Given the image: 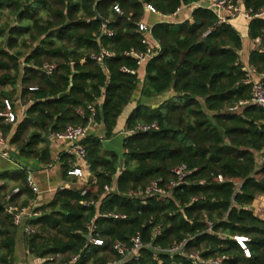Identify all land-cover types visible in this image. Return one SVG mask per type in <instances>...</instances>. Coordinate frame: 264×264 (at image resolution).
I'll return each mask as SVG.
<instances>
[{
	"label": "trees",
	"instance_id": "1",
	"mask_svg": "<svg viewBox=\"0 0 264 264\" xmlns=\"http://www.w3.org/2000/svg\"><path fill=\"white\" fill-rule=\"evenodd\" d=\"M201 2L0 0V111L5 100L16 113L20 105L26 108L15 126H3L11 146L24 158L50 164V136L70 124L88 126L89 105L96 110L93 123L104 129L103 137L89 132L81 141L88 179L58 188L35 208L40 215L20 225L6 206L30 207L35 193L27 169L0 174V264H17V236L27 225L34 231L25 232L26 249L42 264H208L165 251L181 242L187 253L206 251L204 259L264 264V219L252 207L264 196V107L251 102L241 33L232 19L220 23ZM243 5L253 15L249 37L259 39L248 64L264 82V16H255L264 0ZM95 6L107 25L96 18ZM186 6H193L191 19L170 18ZM148 14L158 17L151 35L139 30ZM145 38L159 48L139 65L131 52L145 51ZM103 49L112 55L100 64L92 56ZM47 64L55 65L51 73ZM71 81L70 94L59 98ZM124 118L128 128L153 122L159 128L124 137L120 154L104 141L118 133ZM60 163L68 178L76 158L65 153ZM180 164L191 173L174 186L172 169ZM154 180H161L166 194L145 193ZM90 233L103 244L87 239ZM138 233L145 246L122 257L115 243ZM235 236L250 238L249 257Z\"/></svg>",
	"mask_w": 264,
	"mask_h": 264
},
{
	"label": "built area",
	"instance_id": "2",
	"mask_svg": "<svg viewBox=\"0 0 264 264\" xmlns=\"http://www.w3.org/2000/svg\"><path fill=\"white\" fill-rule=\"evenodd\" d=\"M199 5H204L209 9L213 10L219 17V22H228L231 19H236L240 17H244L246 19H251L253 17L252 11L245 9L243 5V0H203V2L199 3ZM118 12H121L120 8L115 7ZM146 9L153 13L159 14L156 9L152 5H147ZM175 14V13H174ZM255 16L260 17L264 16V10L255 14ZM152 25L141 22L139 26V30L141 32H147L151 35ZM105 32L109 35H112L111 31L105 30ZM259 41V39H256ZM143 42L147 45V48L143 52H135L131 53L136 57L139 65L146 64L153 56H155L158 52L159 45L157 43H152L151 39L145 38ZM108 50L103 49L100 54L93 55L92 57L97 60L100 64H103V60L105 56H111ZM55 68V65H46V69L51 73ZM127 70V69H126ZM252 82V92H251V102L257 104L261 107H264V82L263 81H253ZM33 89V88H32ZM89 110L92 112V115L89 119L90 123L88 126H82L79 124H70L63 131L55 132L50 136L51 141L55 140H66L69 142V148L67 150V154L73 155L76 158V166L69 171V176H79L80 178H85L88 172V167L85 164V157L87 155L86 147L81 143V141L88 135L90 124L94 121V114L96 112L94 105L88 106ZM80 114H84L83 110H78ZM19 121L18 113L14 112L12 104L9 100H5V108L0 111V160L9 159L11 155V144L10 137L4 131V124H13ZM159 125L157 122L149 123V124H139L132 128H128L127 125L123 131L124 136H129L138 132H147L151 130H157ZM262 166H264V152L261 156ZM82 164H85L82 166ZM173 173L176 175V179L172 181V185L178 186L185 182L187 176L191 173V170L188 168L186 164H180L175 166L172 169ZM88 179V178H87ZM161 180L152 181L146 188L145 193L150 194H166V190L160 186ZM27 184L29 188L35 193L39 194L40 189L35 182V179L31 172L27 173ZM65 186H61L60 189H63ZM19 188L14 190V193H17ZM6 211L13 215L14 223L16 225H20L23 221V215L25 214L26 207L19 208L13 204H8L6 206ZM40 212H33L31 216H38ZM115 217H125L122 215L115 214ZM207 226L209 230H211L214 226V222L208 220ZM87 228L90 232H93L95 226L93 223L87 224ZM25 232L29 233L34 231V229L27 225L24 228ZM161 234V229L158 227L155 235ZM244 248L246 255L249 257L251 255L250 250L247 248L246 242L250 240L249 237L246 236H235L234 237ZM90 239L98 245L103 244V240L98 238L97 236H92L90 233ZM145 246L143 242L142 235L138 233L136 236L131 238L130 242H122L117 241L114 245L117 252L122 257H127L133 254H136L138 250ZM165 251L175 254H185L188 255L195 262H203L208 264H224L225 256H216L210 259H204L199 252L187 253L185 250V242H181L180 244H176L169 249H165ZM77 259V256L74 257Z\"/></svg>",
	"mask_w": 264,
	"mask_h": 264
},
{
	"label": "crops",
	"instance_id": "3",
	"mask_svg": "<svg viewBox=\"0 0 264 264\" xmlns=\"http://www.w3.org/2000/svg\"><path fill=\"white\" fill-rule=\"evenodd\" d=\"M193 6H186L179 9L175 14L171 15L170 18L174 21H183L187 19H191ZM159 16V15H158ZM158 19L157 16L152 14H148L146 20L144 22L152 25L154 21ZM248 22L249 19L244 17L232 19L231 23L238 29L243 38V48L240 51L241 60L244 64V69L250 71L251 79L253 81H262L263 75L255 74L254 69H251L248 64V56L251 50L257 48L259 46V41L252 40L248 34ZM144 76V72H143ZM25 106L20 105L18 110L19 121L25 114ZM18 121V122H19ZM17 123H13V126ZM126 118H124L121 122L118 133L110 139L104 141V143L109 144L108 148L110 150L116 151L120 154L124 152L123 147V139L124 134L123 131L126 127ZM89 132H95L99 134L101 137L104 136L103 126L99 124L92 123L90 124ZM69 142L66 140H55L51 143L53 161L50 164H42L39 159H29L24 158L20 155L19 151L11 146V155L9 159L0 160V174L5 171H14L18 169H27L32 173L35 182L37 183L40 193L35 194V197L31 199L30 207H26V212L23 215V221L34 218L35 216H31L33 212H35V208L41 206L42 204L48 202L56 190L61 186H67L69 184H79L83 181V178L79 176H69L68 178H64L60 163V157L65 154L69 148ZM85 164H82V166ZM84 178V181L89 177V172ZM5 181L0 180V186L4 185ZM254 213L261 219H264V196H258L254 200L252 204ZM40 212V211H39ZM22 221V222H23ZM17 264H42L44 259L32 256L28 253V250L25 246V231H20L17 236Z\"/></svg>",
	"mask_w": 264,
	"mask_h": 264
},
{
	"label": "water",
	"instance_id": "4",
	"mask_svg": "<svg viewBox=\"0 0 264 264\" xmlns=\"http://www.w3.org/2000/svg\"><path fill=\"white\" fill-rule=\"evenodd\" d=\"M28 7H29V5H26V6H25V9H27ZM95 13H96V18H97L98 20L102 21V22L104 23V25H107V23H108L107 20L104 19V18L100 15V13H99L98 10H97V6H95ZM73 85H74V84H73V81H71L69 88H68L65 92H62L61 94H59V98H63V97H65V96L69 95L70 92H71V89H72ZM123 165H124V162L121 161V162H120V168H122ZM86 237H87V239H90V235H87ZM205 253H206V251H203L200 255L203 257V256L205 255Z\"/></svg>",
	"mask_w": 264,
	"mask_h": 264
},
{
	"label": "rangeland",
	"instance_id": "5",
	"mask_svg": "<svg viewBox=\"0 0 264 264\" xmlns=\"http://www.w3.org/2000/svg\"><path fill=\"white\" fill-rule=\"evenodd\" d=\"M14 126H15V125H14ZM104 145H105V147H106V148H108V145H109V144H107V143H104ZM108 149H109V148H108Z\"/></svg>",
	"mask_w": 264,
	"mask_h": 264
}]
</instances>
